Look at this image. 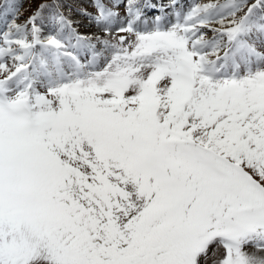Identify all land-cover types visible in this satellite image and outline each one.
Segmentation results:
<instances>
[{
    "label": "snow or ice",
    "instance_id": "1",
    "mask_svg": "<svg viewBox=\"0 0 264 264\" xmlns=\"http://www.w3.org/2000/svg\"><path fill=\"white\" fill-rule=\"evenodd\" d=\"M90 6L0 0V264H264V0Z\"/></svg>",
    "mask_w": 264,
    "mask_h": 264
},
{
    "label": "rangeland",
    "instance_id": "2",
    "mask_svg": "<svg viewBox=\"0 0 264 264\" xmlns=\"http://www.w3.org/2000/svg\"><path fill=\"white\" fill-rule=\"evenodd\" d=\"M77 2L79 3V5L85 9H87L88 11H94V9L91 8L90 4H91V0H77ZM27 6V5H26ZM35 4L32 5V8H35ZM74 18L77 19L79 21V30L82 33H92V32H96L97 29L90 24L89 20L87 17L79 15L78 13L74 14Z\"/></svg>",
    "mask_w": 264,
    "mask_h": 264
}]
</instances>
